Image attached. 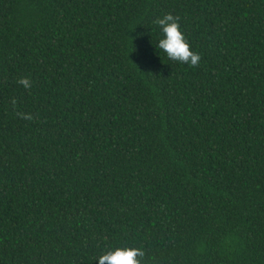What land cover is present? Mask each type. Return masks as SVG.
Masks as SVG:
<instances>
[{"label":"trees","instance_id":"1","mask_svg":"<svg viewBox=\"0 0 264 264\" xmlns=\"http://www.w3.org/2000/svg\"><path fill=\"white\" fill-rule=\"evenodd\" d=\"M123 246L264 264V0H0V264Z\"/></svg>","mask_w":264,"mask_h":264},{"label":"clouds","instance_id":"2","mask_svg":"<svg viewBox=\"0 0 264 264\" xmlns=\"http://www.w3.org/2000/svg\"><path fill=\"white\" fill-rule=\"evenodd\" d=\"M180 17L171 13H166L162 17L156 18L153 23L159 26L162 38L159 39L157 47L162 50L168 59L190 67H197L201 60L199 53L191 50V46L183 32L180 30ZM18 84L30 90L32 83L30 78L21 76ZM11 106L17 107L16 98H12ZM16 115L25 120H33L34 117L29 113L16 111ZM145 252L140 247H115L103 252L97 257L98 264H141Z\"/></svg>","mask_w":264,"mask_h":264}]
</instances>
